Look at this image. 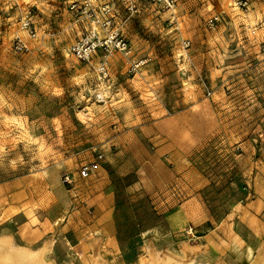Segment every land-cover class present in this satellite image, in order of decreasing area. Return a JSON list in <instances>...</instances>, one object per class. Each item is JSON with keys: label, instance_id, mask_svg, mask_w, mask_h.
I'll return each instance as SVG.
<instances>
[{"label": "rangeland", "instance_id": "1", "mask_svg": "<svg viewBox=\"0 0 264 264\" xmlns=\"http://www.w3.org/2000/svg\"><path fill=\"white\" fill-rule=\"evenodd\" d=\"M175 1L172 11L147 5L131 15L120 0H101L116 4L132 49L114 53L104 76L102 56L72 54L88 26L70 0H0V236L35 250L53 239L55 264H89L98 239L106 264H137L149 249L182 255L184 245L205 248L188 254L194 264L255 258L257 248L235 250V213L264 163V0ZM138 60L147 64L131 74ZM153 126L187 146V179L167 157L164 170L154 162L159 144L143 133ZM99 155L112 161L80 177ZM106 211L112 242L100 229ZM45 216L51 231L28 237L24 223Z\"/></svg>", "mask_w": 264, "mask_h": 264}, {"label": "built area", "instance_id": "2", "mask_svg": "<svg viewBox=\"0 0 264 264\" xmlns=\"http://www.w3.org/2000/svg\"><path fill=\"white\" fill-rule=\"evenodd\" d=\"M19 2L20 0H14ZM124 8L131 14H138L142 7L147 5H160L163 9L172 11L175 8V0H120ZM235 5L245 7L246 0H233ZM70 13L83 20L87 28L81 38L72 48L73 56L81 62H91L96 56H102L97 66L100 74L107 76L109 72V58L114 53H120L125 57L131 55V46L117 23V8L112 2H101V0H72L69 4ZM30 12L24 21V28L33 33L31 28ZM190 42H185L188 47ZM18 52H27L28 47L18 41L15 45ZM147 64V60H138L131 63L129 72L136 74ZM103 155H99L96 161L86 164L81 168L83 175L89 174L99 167ZM72 177L68 174L63 176V183L70 184Z\"/></svg>", "mask_w": 264, "mask_h": 264}, {"label": "crops", "instance_id": "3", "mask_svg": "<svg viewBox=\"0 0 264 264\" xmlns=\"http://www.w3.org/2000/svg\"><path fill=\"white\" fill-rule=\"evenodd\" d=\"M71 1L72 0H70V2ZM158 130H159L158 128H155V126H153L151 128H148L145 132H143V133H145L144 135L150 134L152 136V139L154 141L158 142V144H159V147L156 150L155 156L153 158L154 162H157L158 165L161 168H163L162 158L164 159L165 157H167L168 161L174 163V165L176 166V174L184 173V175H182V178L187 179V177H188V176L186 177V169L188 170V168L186 167V164H187V162H186L187 146L185 145L182 149L181 148L180 149L175 148L173 146V144H170L169 142H165L168 139L167 138L163 139V137L161 135H159ZM147 131H150V132H147ZM133 141L136 144L140 143V140L138 138L136 140L133 139ZM133 141H132V143H133ZM108 160L112 161L111 158L106 157L105 162H100V163L101 164L106 163V161H108ZM94 161H96V158L93 159L92 161L84 163L80 167V173H78V175L82 178L87 177V176H89L90 178H94L96 175L95 174L92 175L93 172L86 174V175H83L81 173V168L84 165L90 164ZM111 164H112V162H111ZM133 165L141 166L142 161L136 162V160H135V162L133 164H131V166H133ZM149 166H150V163H149ZM102 170H101V175L103 174ZM163 170H164V168H163ZM80 177H78V178L80 179ZM73 179H74V177H72V181H73ZM83 179H85V178H83ZM158 182L161 184L163 183V181L161 179H158ZM148 184L149 183L145 182V184H144L145 189L150 188L151 183L149 185ZM254 193L255 194H254L253 198L250 200L249 203H247L248 206L242 207L241 209L238 210L237 213H235V215L237 214V218H238V219H235V250L240 251L241 249H243V251H244V249H245V253H249V250L251 251L252 248H257V250H258L261 243L264 242V163L259 168V171L254 178ZM11 197L13 200H16L18 198V196L15 194L10 195V198ZM112 203H113L112 198H105L104 202H102V206H107L110 208ZM103 214L104 213H101L100 215L102 216ZM107 214H109V212H107L103 216V217H105L106 223L105 224L103 223L100 226V229H102L103 232L107 234V238L110 239L112 242V241H114V238H115L114 233H113L114 231H113V226H112V219ZM178 214L182 217L183 221L187 220V219H185L186 218L185 217L186 212H183V213L173 212L170 214L169 217H174V216H177ZM1 215H2V213L0 214V216ZM45 217H47V216H45ZM50 220H52V219L47 217V220L42 218L41 220H38L35 223V221H33L29 218V220H27L26 223H24V227H25L24 232H26V234H28V237H30V238L41 237L44 233H48L49 231H51V229H52L51 225L53 224L54 221L51 222ZM50 227H51V229H50Z\"/></svg>", "mask_w": 264, "mask_h": 264}, {"label": "bare ground", "instance_id": "4", "mask_svg": "<svg viewBox=\"0 0 264 264\" xmlns=\"http://www.w3.org/2000/svg\"><path fill=\"white\" fill-rule=\"evenodd\" d=\"M52 244L53 239L47 241L42 248L35 250L28 246L19 245L11 235H2L0 236V264H55L52 259L47 257V252L51 249ZM99 245V239L92 243L94 251L89 256V264H106L103 256L98 251H95V247ZM201 247L184 245L182 247V255L174 254L173 252L163 254L156 249H149L147 256L143 257L137 264H194L192 259L188 260V254L196 255V253H200L205 249ZM216 264L225 263L217 262ZM250 264H264V242L259 246L257 255Z\"/></svg>", "mask_w": 264, "mask_h": 264}]
</instances>
